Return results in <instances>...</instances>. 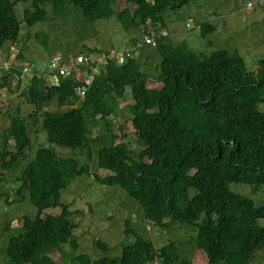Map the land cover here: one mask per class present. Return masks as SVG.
I'll use <instances>...</instances> for the list:
<instances>
[{"label":"trees","instance_id":"1","mask_svg":"<svg viewBox=\"0 0 264 264\" xmlns=\"http://www.w3.org/2000/svg\"><path fill=\"white\" fill-rule=\"evenodd\" d=\"M191 1L0 0V50L4 43L18 40L21 20L29 28L44 21L48 9L65 14L72 6L89 22L113 16L124 30L140 29L142 34L159 26L162 33L161 26L170 20L164 14L170 11L172 18L174 11ZM17 4L22 8L20 20ZM199 27L203 36L215 31L208 21ZM41 42L47 46L44 39ZM148 44H154L159 55L155 76L141 69L135 55L138 49L121 61L106 59L83 95L77 91L84 84L77 77H82L75 72L58 75V83L49 85L36 74H22L20 64L0 69V89L14 93L22 88L21 95L34 108L28 116H39L32 121L39 123L45 136L44 144L32 148L27 118L18 111L9 116V125L1 133V167L21 169L9 194L20 200L26 192L36 212L33 217L22 216L11 228L16 232L2 247L0 264H153L154 260L194 264L191 258L181 257L179 249L184 245L200 250L204 264H248L264 249L260 223L264 200L256 202L230 187L249 186L252 191L264 187V56L248 69L237 49L197 54L185 42L172 43L166 34ZM108 52L88 48L73 56ZM16 57L25 56L18 52ZM50 103L55 104L54 110L46 109ZM119 108L127 112L135 132L138 146L132 150L122 140L123 134L114 133L112 123ZM101 126L109 141L95 149L96 167L105 171L94 174V179L121 188L138 204L144 221L159 227L189 226L195 235L154 248L125 220L118 255L75 254L78 242L73 237L71 199L66 195L61 199L60 193L76 177L90 175L91 145L101 138L90 131ZM56 146L72 151L62 156ZM76 151L82 155L80 160L73 155ZM4 187L0 199L8 196ZM55 207L59 213L41 215L43 209ZM96 244L107 252L105 243L97 240Z\"/></svg>","mask_w":264,"mask_h":264},{"label":"rangeland","instance_id":"2","mask_svg":"<svg viewBox=\"0 0 264 264\" xmlns=\"http://www.w3.org/2000/svg\"><path fill=\"white\" fill-rule=\"evenodd\" d=\"M247 1L252 3L251 7L246 6ZM21 10V5L17 4L15 11L19 20L22 19ZM70 10L71 12L65 14H55L54 11L48 9L46 19L29 28L21 20L18 40L13 44L4 43L0 50V69L6 68L9 63H15L17 67L18 64L27 63L29 66L38 68L40 72H44L45 66L54 54L64 57V55L86 52L88 48L123 54L131 41L134 39L138 41L143 34L140 29H122L113 16L89 22L72 6ZM169 13L170 11H167L164 14V18L167 17L166 20L170 18L169 22L165 21L167 26L165 24L161 26L165 31L161 33L157 26L155 30H152L155 32L154 37L158 33L166 34L172 43L185 42L197 54H207L219 48L230 52L237 49L243 56L248 69L255 64L257 59L264 56V0H192L181 10L174 11L172 18ZM204 21L215 26V31L205 36L200 33V27L198 28V24ZM42 39L45 40L47 46L41 42ZM18 52L25 56L23 60L16 57ZM135 55L139 58L141 69L149 77L157 74L156 65L159 55L154 44L143 46ZM119 60H122V57ZM21 89L18 88L14 93L4 88L0 89V141L2 131L9 125V116L18 111L19 115L27 118L26 126L31 140L30 145L36 148L44 144L45 136L40 131L39 123L32 121L35 117L38 119L39 116L36 114L33 118L28 116L34 108L25 101L20 93ZM127 102H131V99ZM46 109L54 110L55 104H48ZM126 116L127 112H120V108L117 109L112 126H114L115 134L125 136L122 140L126 141L132 150L138 145L134 140V129ZM102 130L101 126L93 132L90 131L91 135L94 133L101 135L100 141L91 145L93 159L90 164V175L82 174L76 177V180L74 179L75 181L73 180L68 186L69 188L67 187L68 190L63 189L60 193L61 199L65 198V195L68 200L71 199L70 210L73 211L71 218L76 224L73 237L78 242L75 254L84 253L91 258L118 255L121 241L124 240L125 220H130V225L139 234L150 239L154 248L169 241L181 243L191 235H195V230L189 226L172 223L159 227L144 221L138 204L126 196L121 188L108 187L94 179V174L105 171V169L96 167L95 155V149L102 142L109 141L104 136L105 131L102 132ZM56 147L57 154L62 156L70 155L72 151L63 146ZM73 155L79 160L82 158L77 151ZM20 170V168L6 170L0 165V185H3L0 192H3L5 186L4 190L8 193L7 198L2 196L0 199V252L7 238L16 232L11 228L17 226L22 216L33 217L36 212L35 207L27 200L26 192H23L24 196L20 200L19 198L14 200L9 194L18 184L16 177ZM235 186L230 185L235 191L252 197L256 202L264 200V187L252 191L249 186ZM4 200H7L6 203ZM59 211V207L43 209L41 215H45L46 212L57 214ZM260 223L264 224V221L260 220ZM97 240L105 243L107 252L96 244ZM179 251L181 257L191 258L194 264L206 262L203 253L200 250H194L192 246H180ZM53 257L57 258V255L54 254ZM153 264L161 263L154 260ZM248 264H264V249L258 251L254 260Z\"/></svg>","mask_w":264,"mask_h":264},{"label":"built area","instance_id":"3","mask_svg":"<svg viewBox=\"0 0 264 264\" xmlns=\"http://www.w3.org/2000/svg\"><path fill=\"white\" fill-rule=\"evenodd\" d=\"M250 5V6H249ZM247 7H251L252 3L247 1ZM154 34L150 31H146L142 34L140 40L137 42L136 47L143 46L144 44L152 43ZM133 48V47H131ZM128 53L127 50L123 51ZM120 52H110L107 55L103 54H77L72 57H63L60 54H54L48 65L46 66L45 72L40 73L32 70L30 66L24 63L21 66V73L31 76L36 74L38 77L44 78V81L49 85H54L58 83V75L67 76L76 70L78 73L82 72L84 76L89 79H93L94 75L97 74L106 62V59L115 58L118 61L120 58ZM82 81L84 84L77 87V91L80 95H83L86 85L89 84L87 80ZM80 89V90H78Z\"/></svg>","mask_w":264,"mask_h":264},{"label":"bare ground","instance_id":"4","mask_svg":"<svg viewBox=\"0 0 264 264\" xmlns=\"http://www.w3.org/2000/svg\"><path fill=\"white\" fill-rule=\"evenodd\" d=\"M150 32H152L153 34L155 33V32H153V31H150ZM157 34V33H156ZM158 35H160V33H158ZM154 38V37H153ZM140 39H138V41H139ZM138 41H136L135 43H133L132 45H130V47L128 48L127 47V49H125V50H127V52L128 53H125V52H123V54H120V57H122V58H124L125 56H129V54L130 53H136L137 52V50L138 49H140L142 46H140V47H136V44H137V42ZM131 47H133V48H131ZM114 52V51H113ZM110 53V51L107 53V54H109ZM106 54V55H107ZM73 55H64V57H72ZM49 63V62H48ZM48 63H47V65H48ZM27 64V63H26ZM23 64H20V66H22ZM28 65V64H27ZM29 66V65H28ZM31 67V66H30ZM31 69H32V67H31ZM33 70V69H32ZM73 72H75V73H77V74H80V76L82 77V80H87L88 82H91V79H89V78H87L86 76H84V74L82 73V72H77L76 70H73ZM87 85H89V84H87ZM78 90H80V89H78Z\"/></svg>","mask_w":264,"mask_h":264},{"label":"clouds","instance_id":"5","mask_svg":"<svg viewBox=\"0 0 264 264\" xmlns=\"http://www.w3.org/2000/svg\"><path fill=\"white\" fill-rule=\"evenodd\" d=\"M199 25H200V24H198V28H199Z\"/></svg>","mask_w":264,"mask_h":264}]
</instances>
